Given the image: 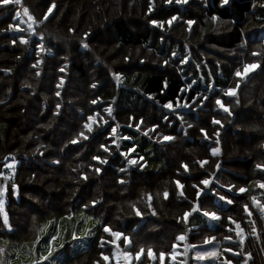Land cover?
<instances>
[{
    "label": "trees",
    "instance_id": "16d2710c",
    "mask_svg": "<svg viewBox=\"0 0 264 264\" xmlns=\"http://www.w3.org/2000/svg\"><path fill=\"white\" fill-rule=\"evenodd\" d=\"M55 3L49 19L36 27L50 49L40 66V77L35 76L36 69L31 67L39 37H32L27 49L20 45L19 34L8 31L9 24L20 23L12 19L18 7L0 6V171L5 157L15 156L18 161L14 175L18 192L13 197L9 181L4 207L11 230L2 224L0 217V241L4 244L34 241L43 222L83 211L129 235L133 240L129 250L133 253L141 243L145 245L144 254L148 245L155 254L162 250L167 253L175 235L185 230L183 224L177 225L176 218L190 207L188 201L195 199L191 184L216 171L219 159L221 168L216 172V179L236 188L247 187L248 192L236 195L234 203L227 208L222 205L221 222L214 229L199 228L197 234H190L189 242L202 243L205 236H216L221 242L220 250L230 246L238 251V245L223 239L230 234L225 225H228L227 217L232 216L245 228L244 250L252 253L249 264H264V219L254 210L253 219L261 235L257 240L248 235L250 225L245 222L247 217L242 207L244 203L251 207V195L259 198L260 190L255 189L254 181L264 179L254 169L256 163L264 162L259 148L264 143V0H230L223 7L220 0H189L183 7L154 0L150 15L147 14L148 0H55ZM51 4L52 0H22L21 7L28 8L29 14L40 20ZM175 14L180 19L171 28L165 25L161 30L149 23L150 19L167 20ZM213 15L218 19L213 21ZM189 19L195 21L191 30L184 23ZM21 27L24 28L22 24ZM69 29L75 31L70 33ZM84 33L89 34L86 40L89 49L80 46ZM23 34L27 36L26 32ZM13 39H17L15 45ZM172 51L178 53L174 58ZM253 51L261 52L262 56L253 57ZM185 55L189 56V62L180 64ZM165 59H169L168 65L163 64ZM256 60L260 68L241 81L239 103L224 97V89L235 87L234 71L243 63ZM65 64V72H59ZM7 69L11 71H4ZM117 72L122 74L119 85L113 78ZM61 76L65 82L60 89L61 96L56 97L55 85ZM165 80L167 88H163ZM192 81H196L192 90L181 94L180 89ZM93 83L97 84L96 88L91 87ZM209 84L213 85L212 90L208 89ZM197 92L209 98L200 107L194 105L195 111L180 110L183 123L175 113L162 107L169 100L175 101L177 95L191 103L190 98ZM217 96L231 106L235 116L231 124L228 116L214 111ZM97 97L103 103L92 105L90 101ZM57 103L61 109L55 115ZM109 103L113 104L115 116L109 125L119 124V134L132 138L131 142L123 140L119 151L141 144L136 145L129 158L149 154L144 158L143 169L128 166L115 145H111V138L107 136L109 125L94 126L88 141L70 143L82 130L86 117L93 112L103 115V108ZM165 115L168 121L163 119ZM141 117L143 124L137 131L135 124ZM213 117L223 127L212 125ZM153 125H158L155 132L149 131L145 136L144 132ZM201 128L209 136L220 131L221 156L209 154L214 142L203 140ZM157 134L172 135L175 139L161 144ZM105 142L113 154L108 156L109 164L102 166V172L97 175L89 165L96 164L91 160L93 155H107L99 148ZM145 144L152 147L145 149ZM197 160L208 163L201 169ZM181 163L188 165L191 179H185L189 174L183 173V169L177 175ZM125 167L127 171L121 173L119 169ZM82 173L87 175L86 180L81 178ZM120 179L125 183H118ZM175 179L185 185L187 201L179 197L172 183ZM165 189L169 192L167 200L162 196ZM219 191L233 197L226 189ZM148 193L153 195L155 216L147 207ZM93 200L98 202L94 206ZM131 204H136L143 214L141 217L135 215ZM202 205L217 210L211 198H203ZM231 235L235 238L234 233ZM101 236L108 238L98 224L92 246L60 264H94L95 261L104 264L100 252L111 256V247L98 246ZM51 237L48 235L43 241ZM225 255L235 264L243 262V256ZM109 264H114L112 259Z\"/></svg>",
    "mask_w": 264,
    "mask_h": 264
},
{
    "label": "snow or ice",
    "instance_id": "6c2138e0",
    "mask_svg": "<svg viewBox=\"0 0 264 264\" xmlns=\"http://www.w3.org/2000/svg\"><path fill=\"white\" fill-rule=\"evenodd\" d=\"M189 0H164L165 4H172L175 3L177 5H183L187 4ZM230 3V0H220L221 6L228 5ZM9 5L12 6H20L21 0H0V6L7 7ZM56 7L55 0H52L51 6L48 7L47 12L43 14V18L40 20H37L34 16L29 14L28 8H23V11L20 10L15 11V15L12 17L13 20H18L20 23L17 24H9L8 31H12L15 33H18V41L19 44L22 46L27 47L30 45L31 38L34 36L39 37V42L35 44V56L36 59L34 63L31 65L33 69H36L35 76L40 77V66L44 63V57L49 53L50 49H48L44 44V36L42 33H37L36 27L43 24L45 21L49 19V14L53 13V9ZM154 11V0H148V13L151 14ZM24 17H27V20H24ZM180 19L179 14L172 15L167 20H157V19H150L149 23L153 25L156 28H159L163 30L165 28V25L168 26V28H171L174 24V22H177ZM218 17L213 15L212 20H217ZM184 23L188 26V29L191 30L192 25L195 23V21L189 19L184 21ZM21 24H26V28H22ZM74 29H69V32H74ZM27 33V36H25L23 33ZM88 33H84L83 38L80 41V46L89 49V44L86 42ZM17 39L12 40V44L15 45L17 43ZM178 55L177 52L172 51L171 57L174 58ZM253 57H261L262 53L259 51H253L251 53ZM127 59V57L125 58ZM189 62V56L185 55L183 56L179 63L185 64ZM164 65L169 64V59H165L163 61ZM219 65H217L218 67ZM67 64H65L63 67L59 68V72L64 73L66 70ZM197 69L200 68V65H196ZM258 68H260L259 60H256L251 63H243L242 67H238L234 73L232 74L234 77H236V84L235 87H227L222 92V95L224 97H237L238 96V90L241 86V81L246 80L249 77V74L256 71ZM6 72H10V69L4 70ZM182 71V69H181ZM114 79L119 85L122 80V74L121 73H113ZM64 78L61 76L59 78L58 83L55 85V88L57 89L54 93L56 97L61 96L60 89L64 85ZM196 84V81H192L190 83H187L183 88L180 89V93H187L188 91L192 90L193 85ZM27 87H31V85H26ZM167 80L163 81V88H167ZM92 88H96L97 84L93 83L91 84ZM213 85L209 84L208 89L212 90ZM151 98V97H150ZM207 95H202L201 93L197 92L195 96H192L191 103H189V100L187 98H182V95H177L175 101L169 100L166 103L162 105L164 109L169 110V112L175 113L177 116V119L183 123L184 118L179 113V109H191L195 111V107H200L201 105H204L205 101L208 100ZM115 97L113 98V103L115 102ZM99 103H103V101L100 100L99 97L96 99H92L90 103L92 105H97ZM237 104L239 103V100L236 101ZM2 103V101H0ZM215 105L216 107L221 110L223 113H226L228 117H232L233 113L231 111V106L226 105L225 102L222 101L220 96H217L215 99ZM56 107V113L55 115L59 114V110L61 109V104L57 103L55 105ZM103 112L107 114V116L111 120H115V116L113 115L114 108L113 104L109 103L106 107L103 108ZM130 120L133 118L130 117ZM163 119L165 121H168L169 117L167 115L163 116ZM232 121H230L231 123ZM143 124V118L141 117L139 122L135 124V129L137 131L140 130L141 125ZM212 125H220L223 127V124L220 120L213 119L211 120ZM103 125H109V120L105 119L104 116H102L99 112H93L92 114L88 115L86 119L83 122L82 130L78 131L76 135L71 139L70 143L72 145L81 144L84 141H88L90 139V135L94 131V126L98 128H102ZM50 127V125H48ZM132 124H129V127H132ZM110 131L107 133V136L111 138V145H115L116 150L119 152V155L124 157L126 160V164L128 166H138L139 168L143 169L146 165V161L143 156H133L131 158L130 154L134 153L136 150V145H133L132 147H129L126 151H119L121 144L119 141L121 140H131L132 138L129 136H121L118 133L119 124H116L114 126L109 125ZM158 125H153L151 129L148 131L155 132ZM188 127H192L191 124L188 125ZM148 131L144 132V135H148ZM200 132L203 134V140L205 141H212L214 137V147H210V154L212 157H219L222 155L221 147H220V132L217 130L213 133V136H209L207 131L204 128L200 129ZM98 134H103V132H100ZM159 135V134H157ZM175 137L172 135H163L160 137L161 141H172ZM100 150L103 151V153H106L107 155L101 156V155H93L91 157L92 161H95L96 164L89 165V169L94 171L95 174L99 175L102 172V166H105L109 164L108 156H111L113 153L110 151V145L105 143L99 144ZM259 148L261 149V155H264V143H261L259 145ZM43 155V153H40ZM5 161H8V157L4 158ZM18 161L16 160L15 156H12V159L10 162L4 163L3 168L8 170V173L6 174L4 171H0V178L3 179V183H0V217H2V224L11 230V225L9 222V217L7 212L5 211L4 205H5V195L9 192L8 182L13 179V176L15 174V169ZM54 163H59V161H54ZM197 164H199L200 168L203 169L205 165L208 163L207 160H197ZM221 168V161L217 159L215 169L216 171L209 173L205 178L199 179L198 183H192L191 187L195 190V199L188 201L190 204V207L185 210L181 216H178L176 218L177 225L183 224L185 226V230L180 232L179 234L175 235L174 241L171 244V250L169 252L160 251L158 255V259L160 264H164L165 256L167 255L170 260L173 262V264H187V261L185 259H182L180 257H186L190 251L194 252V255L192 257L193 260L197 262H203V261H218L219 264H233L232 259L228 258L226 253H231L234 257H241L243 256V262L242 264H249V261L252 258V253L247 252L244 250L245 240H246V232L245 228L242 227L241 223L235 219H233L232 216L227 217L228 225H225V229L229 235H226L223 237L225 241H229L231 244H236L239 246V250H234L233 247H224L223 250H220V244L221 242L217 240L216 236H205L203 238L201 245H196L188 242V234L192 231L193 227H196L195 225L189 227L190 224V218H195L196 216H199L201 219H203L206 223H208L209 228H213L215 224L221 222L222 216L219 214V212L222 209V205L220 202H223V204L226 205H232L234 203V197L238 194H244L248 192L247 187H239L236 188L235 185L231 184H221L218 179H216V172H218ZM180 169H183V173L189 174L188 176H185V179H191L189 173V167L185 163H181L180 168L177 169V175H180ZM254 169L256 172H258L262 177H264V162L256 163L254 165ZM76 169H73L75 171ZM119 171L121 173H124L127 171V167L120 168ZM81 178L86 180L87 175L81 174ZM120 184H124L125 180L120 179L118 181ZM172 183L175 185V188L177 190V193L180 198L184 200H188V198L185 195L184 188L185 185L181 182L180 179H175L172 181ZM255 189H259V198L258 195H251L249 197L251 201V207L248 203L243 204V212L247 217V220L245 221L247 224L250 225V233L248 235H251L255 237L257 240L261 239V235L258 232L257 226H256V220L253 219L254 210L259 214L260 219H264V179H256L254 181ZM216 185V186H213ZM219 189H226L228 193H233V197H230L229 195L222 194ZM18 192V186L12 182L11 183V193L16 194ZM147 195V207L151 210V214L153 216L156 215L155 210L153 209V195L151 193L146 194ZM163 199L167 200L169 199V192L165 189L162 193ZM208 197L211 198L213 206L217 210H211L208 207H204L202 205L203 198ZM98 202L93 200L92 205L94 206ZM85 208L88 207L87 204L84 205ZM132 211L135 213L137 217H141L143 214L142 212L137 208L136 204L130 205ZM71 219V217H69ZM92 217H88L87 220H92ZM97 224H101L103 233L107 234L108 238H105V236H101L99 238V247L101 249H104L106 246H111V256L106 255L103 251L100 252V257L103 260L104 264H109L110 259L115 261V264H132V261L135 260L136 264H142V254L145 252V245L143 243L138 245V250L133 253L129 249L133 247V240L129 235H126L124 231L121 230H114L112 227H110L107 223H102L101 221L97 220ZM234 225V227L230 226ZM43 231V229H41ZM231 233L235 234V238ZM91 229H85L84 230V236H90L92 235ZM72 240L77 241L80 240L81 237L77 235L75 231L71 234ZM57 235H53L49 241H47V255L41 254L39 256V260H33L32 264H41V262H47V264H58L56 259L54 258L53 254L57 252V249L53 246V242L57 240ZM40 236L37 235L35 243H39ZM215 242V244H214ZM121 244L123 245V248L121 247ZM182 244L183 250L181 251L178 245ZM204 245H214L208 249H204ZM35 247V244L33 245V248ZM60 248H64V244L61 243L59 245ZM5 252V248L0 247V256L3 255ZM52 258V259H50ZM147 258L149 260L153 261V264H155V260L157 257L154 255L153 248L151 245L147 246ZM0 264H3V261L0 260ZM94 264H100V261H95Z\"/></svg>",
    "mask_w": 264,
    "mask_h": 264
},
{
    "label": "rangeland",
    "instance_id": "374dc122",
    "mask_svg": "<svg viewBox=\"0 0 264 264\" xmlns=\"http://www.w3.org/2000/svg\"><path fill=\"white\" fill-rule=\"evenodd\" d=\"M184 5L186 4L179 5V6L183 7ZM24 18L27 20V17H24ZM24 25H23L24 28H26L27 25L26 24ZM186 27L188 26L186 25ZM12 34L14 35L18 33L13 32ZM180 110H188V109L181 108L178 111ZM102 116H104L105 119L110 120V118L107 116L106 113H104ZM107 126L108 125H103V127H107ZM1 135H2V127L0 125V137ZM136 145L140 147L141 144L139 145L137 143ZM151 147L152 145L145 144V149H150ZM151 155H153V152L151 153ZM143 156L144 158L147 159L149 154L148 155L144 154ZM7 195L8 193L5 195V203H6ZM13 197H16V194L15 195L13 194ZM69 217H71V219H69ZM88 217H91V216L85 214L83 211H75L70 216H63V217L53 220L52 222H49V221L43 222L39 230V236H40L39 243H35L36 240H34L31 242H23V243H15V244L5 242L6 244L5 245L4 243L0 241V247L5 248V252L3 253L2 256H0V260L3 261V264H32L33 260H39V256L41 254L47 255V242H44L43 240L45 238H48V235H49V238L51 237V235L52 236L57 235L58 238L56 241L53 242V246L57 250H59V252L57 255H55L54 253L53 256L58 262V264H60L67 257L73 256L79 251H82L83 249H86L92 246L96 231L98 229V224L96 223L97 220L94 218L92 220H87ZM41 229H43V231H41ZM85 229H91L93 234L85 237L84 236ZM73 231H75L77 235L81 237L80 240H77V241L72 240L71 234ZM61 243L64 244V248L59 247ZM34 244H35V247L33 248ZM212 263L213 261L211 260L205 261V262H197L193 260V264H212ZM41 264H47V262H41ZM233 264L235 263L233 262Z\"/></svg>",
    "mask_w": 264,
    "mask_h": 264
},
{
    "label": "crops",
    "instance_id": "0c3cea01",
    "mask_svg": "<svg viewBox=\"0 0 264 264\" xmlns=\"http://www.w3.org/2000/svg\"><path fill=\"white\" fill-rule=\"evenodd\" d=\"M21 3H22V0H21ZM18 7V10H20L21 12L23 11V7H21V5L20 6H17ZM50 15V14H49ZM24 20H26L25 18H24ZM22 25H24V24H22ZM25 26V25H24ZM255 72V71H254ZM254 72H252V73H254ZM252 73H250L249 74V76L252 74ZM115 80V79H114ZM227 99H234L235 100V102L237 101V97H233V98H229V97H226ZM226 104V103H225ZM227 105V104H226ZM166 110V109H165ZM167 111H169V110H167ZM184 111V110H183ZM214 111L215 112H218V113H220L222 116H227V114L226 113H223L221 110H219L217 107H216V105H215V108H214ZM230 118V121H232L233 122V119L235 118V116L233 115L232 117H229ZM231 122V123H232ZM230 123V124H231ZM217 126H220V125H217ZM220 132V131H219ZM118 133H119V129H118ZM120 135V134H119ZM161 136H163V135H161V134H159L157 137H161ZM155 139H156V137H155ZM123 140H121V141H119V143L121 144V142H122ZM130 142H131V140H129ZM213 142H214V140H212ZM169 142H171V141H161L160 139L158 140V143H161V144H163V143H169ZM214 145L212 146V147H214L215 146V143H213ZM220 147H221V143H220ZM209 154H210V150H209ZM211 155V154H210ZM221 203V205H223V208L225 209V208H227V206L228 205H226V204H223V202H220ZM193 225H195L196 227H193L192 228V231L191 232H189V234H188V242H189V236H190V234H197L198 233V229L199 228H202V227H204V226H206L208 229H214V227L213 228H209L208 227V223H206L203 219H201L199 216H196L195 218H190V224H189V227H191V226H193ZM216 225V224H215ZM227 242V241H226ZM190 243V242H189ZM215 243V242H214ZM192 244H196V245H201L202 243H192ZM212 246H214V245H204L203 246V248L204 249H208V248H210V247H212ZM121 247L123 248V245L121 244ZM178 247L180 248V250L182 251L183 250V246H182V244H180V245H178ZM171 250V249H170ZM223 250V249H222ZM221 250V251H222ZM231 254V253H230ZM154 255L157 257V259L155 260V264H160V262H159V259H158V255L159 254H155L154 253ZM193 255H194V252H192V251H190L189 253H188V255L186 256V257H180V258H182V259H185L186 261H187V264H193V259H192V257H193ZM111 260V259H110ZM113 261V263L115 264V261L114 260H112ZM203 262H205V261H203ZM132 264H136V261L135 260H133L132 261ZM142 264H153V261L152 260H149L148 258H147V251H146V253L144 254H142ZM164 264H173V262L170 260V258L166 255L165 256V260H164ZM212 264H215V261H213V263ZM218 264H219V262H218Z\"/></svg>",
    "mask_w": 264,
    "mask_h": 264
},
{
    "label": "built area",
    "instance_id": "2783aa9c",
    "mask_svg": "<svg viewBox=\"0 0 264 264\" xmlns=\"http://www.w3.org/2000/svg\"><path fill=\"white\" fill-rule=\"evenodd\" d=\"M10 161H11V159L9 158L8 161H5L4 163L10 162ZM17 165H18V163H17ZM17 165H16V167H17ZM2 171H4L6 174L8 173V170L7 169H4L3 166H2ZM10 182L11 183L14 182V176H13V179Z\"/></svg>",
    "mask_w": 264,
    "mask_h": 264
}]
</instances>
